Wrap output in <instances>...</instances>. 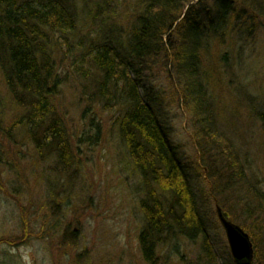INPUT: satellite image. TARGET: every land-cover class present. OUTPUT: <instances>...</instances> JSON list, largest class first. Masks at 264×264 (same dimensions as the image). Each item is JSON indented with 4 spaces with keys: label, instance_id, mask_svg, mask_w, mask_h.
I'll return each mask as SVG.
<instances>
[{
    "label": "rangeland",
    "instance_id": "rangeland-1",
    "mask_svg": "<svg viewBox=\"0 0 264 264\" xmlns=\"http://www.w3.org/2000/svg\"><path fill=\"white\" fill-rule=\"evenodd\" d=\"M33 1L37 6L53 2ZM143 1H61L76 24L74 30L52 33L61 82L55 106L79 148L71 167L38 152L32 139L14 128L24 111L13 103L0 73V264H148L139 238L146 181L119 133L126 106L120 89L101 94L102 75L93 62L104 42L118 40L124 54ZM188 1L177 0L174 7L182 18L189 6L215 3ZM243 37L235 43L209 42L197 68L216 129L234 150L242 179L216 152L203 150L175 70L176 34L166 40L168 50L140 63L139 75L130 72L145 103L153 93L178 155L191 168L206 230L207 240L177 238L159 246L157 264H234L218 208L249 234L253 264H264V11Z\"/></svg>",
    "mask_w": 264,
    "mask_h": 264
},
{
    "label": "trees",
    "instance_id": "trees-1",
    "mask_svg": "<svg viewBox=\"0 0 264 264\" xmlns=\"http://www.w3.org/2000/svg\"><path fill=\"white\" fill-rule=\"evenodd\" d=\"M61 1L65 0L37 6L33 0H0V73L13 103L24 111L14 128L30 137L38 152H45L60 166L69 168L78 162L79 148L73 144L55 106L61 82L52 56V33L74 30L76 25L66 24L69 17L58 11L61 4H56ZM186 1L182 0L187 4ZM214 2L212 7L200 1L188 9L177 28L181 46H173V60L177 76L184 83L185 104L192 107L203 150L216 152L221 162L241 178L234 150L216 129L215 115L206 101L197 68L202 53L209 50V42L235 43L253 32L264 11V0ZM174 7L177 8V0H144L123 47L124 54L116 46L118 40H114L101 43L93 58L102 75L101 94L112 90L115 95L120 89L126 106L119 119V133L134 166L146 181V198L141 203L145 226L139 238L148 264H157V249L168 240L193 241L198 236L207 240L191 168L178 155L155 108L153 93L149 103H145L137 83L129 76L131 71L140 74L142 61H151L168 50L165 35L183 15ZM70 14L74 23V15ZM201 42L205 46L201 47ZM258 193L254 198L258 199ZM205 249L211 252L209 246Z\"/></svg>",
    "mask_w": 264,
    "mask_h": 264
},
{
    "label": "water",
    "instance_id": "water-1",
    "mask_svg": "<svg viewBox=\"0 0 264 264\" xmlns=\"http://www.w3.org/2000/svg\"><path fill=\"white\" fill-rule=\"evenodd\" d=\"M219 219L225 230L232 258L235 264H252L255 256L254 245L248 233L230 221L227 213L217 209Z\"/></svg>",
    "mask_w": 264,
    "mask_h": 264
},
{
    "label": "bare ground",
    "instance_id": "bare-ground-1",
    "mask_svg": "<svg viewBox=\"0 0 264 264\" xmlns=\"http://www.w3.org/2000/svg\"><path fill=\"white\" fill-rule=\"evenodd\" d=\"M57 4H61V5L59 6V8H58V11L63 12L66 16L69 17V18H66V20H65L66 24H67L68 26L74 27L76 24L72 22V20H71V19H72V16H71L69 10H68L65 6H63V4H62L61 2H59V3H57ZM187 5H190V4L187 3ZM186 7H187V6H186ZM190 7H191V6L185 8V9H186V12L188 11V9H189ZM186 12H185V14H186ZM184 16H185V15H184ZM184 16H183V18H184ZM183 18H182V16H181V21L183 20ZM179 21H180V19H179ZM179 21H178V22H179ZM181 21H180L179 24H178V22H177V23H175V24L171 27V29H170V30L168 31V33L165 35V38H168L169 35H170L172 32H173L174 35H175L176 33H177V34L180 33V31H178L177 28H178V26L181 24ZM73 24H74V25H73ZM176 38H177V37H176ZM174 46H175V47H176V46L179 47V46H181V44L179 43V41H177V43H175Z\"/></svg>",
    "mask_w": 264,
    "mask_h": 264
}]
</instances>
